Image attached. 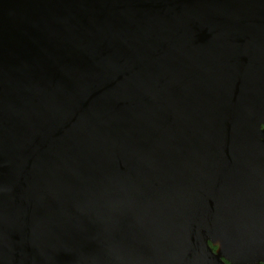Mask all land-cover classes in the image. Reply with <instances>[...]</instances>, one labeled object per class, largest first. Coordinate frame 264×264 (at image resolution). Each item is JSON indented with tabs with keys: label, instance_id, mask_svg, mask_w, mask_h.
<instances>
[{
	"label": "water",
	"instance_id": "95a60500",
	"mask_svg": "<svg viewBox=\"0 0 264 264\" xmlns=\"http://www.w3.org/2000/svg\"><path fill=\"white\" fill-rule=\"evenodd\" d=\"M260 262L264 0H0V264Z\"/></svg>",
	"mask_w": 264,
	"mask_h": 264
},
{
	"label": "trees",
	"instance_id": "16d2710c",
	"mask_svg": "<svg viewBox=\"0 0 264 264\" xmlns=\"http://www.w3.org/2000/svg\"><path fill=\"white\" fill-rule=\"evenodd\" d=\"M215 249L217 248V246L216 245H214L213 246ZM259 264H264V262H260Z\"/></svg>",
	"mask_w": 264,
	"mask_h": 264
}]
</instances>
